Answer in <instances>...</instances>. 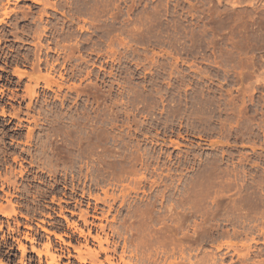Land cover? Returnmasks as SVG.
<instances>
[{
    "label": "rangeland",
    "instance_id": "1",
    "mask_svg": "<svg viewBox=\"0 0 264 264\" xmlns=\"http://www.w3.org/2000/svg\"><path fill=\"white\" fill-rule=\"evenodd\" d=\"M0 22V176L24 193L0 191L20 207L0 215L2 262L20 259L6 221L34 240L27 264L47 237L72 252L44 228L83 247L78 215H106V193L141 250L264 264V0H0Z\"/></svg>",
    "mask_w": 264,
    "mask_h": 264
},
{
    "label": "bare ground",
    "instance_id": "2",
    "mask_svg": "<svg viewBox=\"0 0 264 264\" xmlns=\"http://www.w3.org/2000/svg\"><path fill=\"white\" fill-rule=\"evenodd\" d=\"M33 95H34V93H33ZM31 97H32V95H30V100L32 99ZM30 104H31L30 102H29V104H27V106H26L27 109L30 108ZM25 122H27L28 124L33 123L34 127L37 126L36 120L34 118H32L31 121L29 119H26ZM21 126H22V123L19 122V125L17 127L21 128ZM32 136H33L32 135V129L28 127L26 140L24 141L23 144L22 143H20V144H22L24 146H30ZM28 148H30V147H28ZM22 152L26 153L27 156L33 158L30 155L31 152L29 149H27L26 151L22 150ZM35 164L37 165V162H34L32 160H30L28 162V165L31 167L35 166ZM3 166L6 169V165L4 162H3ZM36 168L39 171L46 170L48 173L54 174L53 166L48 165L44 161L41 162V164L39 166H37ZM28 172H29V170H28ZM21 173L22 172H20V175H21ZM0 181H1V184H0L1 189L0 190L3 191L4 188H6V190H8L7 192H4L6 197L9 196V198H13V197L17 198V197H23L24 196V193L22 194L21 192H19L20 187L17 186L16 181H10V179L6 178L5 175L2 177L0 176ZM57 185H60L62 191L69 190V192L71 194H73L75 192V188H73V187L69 188L67 186V184L59 183L58 181H56L53 185H51L52 192H53V190L55 191V187H57ZM9 191H13V192L10 194ZM37 197L41 201L42 199L46 198V194L44 192H38ZM62 197H65V199H68L69 202H72L74 204L73 208H76L80 205V202L78 200L73 199L72 196L66 197V195L63 194ZM80 197L84 198L85 193L81 191ZM91 198L94 201L99 202L98 198H96V197H91ZM109 198H111L112 201H115L114 197H109L105 193V199H103L102 205L104 207H107V214L106 215H104L103 211L98 209L96 206L93 208L94 216H92V221H87L86 217L83 216L82 214L78 215L79 219H81L82 227L84 228V230L75 229L74 233H76L79 237H81L83 239L84 249L82 247V244L79 243L78 240H74V242H76L77 246H71V244L69 242L65 243L63 238L71 240V234H67V233L55 234L54 232H51L50 230H47L45 228L42 229V231L44 233H46L47 235H54V237L58 240V242L64 243L67 247H70L72 252L69 251L68 249H64V251L61 249H58V250L54 249L52 247V244H51L49 237H47L46 242L42 244L43 251H38V250H35L34 248H30L31 251L34 252L36 254V256L38 257L37 263L43 264V263H41V256L42 255L45 258L44 264H59L61 258L64 256H67L68 259L74 258L82 264H173V263H175V261L178 260L179 256L176 255L175 252H173L171 255H168V252H166L162 248H160L158 250V253H153V254L148 252L146 249L141 250V247L139 244H135L132 242L131 233H120L118 231L117 226H115L113 223L110 224L108 222L107 215L109 214L110 211H112V207H113L112 204L109 203L107 200ZM54 200H55L54 197H51L50 202H53ZM5 202L9 206V211L8 212L5 211V208L3 206H1V204H0V215L4 218L8 219V218H11V215H15L17 212L16 210L19 209L20 207H18V202H16V201L13 202L12 200H9L6 198ZM86 205L89 206V204H86ZM119 205L122 206L123 203L120 202ZM61 209L62 208L60 207V214L62 215ZM62 218L65 221L67 228H69L71 226L75 227L74 223H68V220H66V218H64V217H62ZM103 221L105 222V224H103ZM1 224L2 223L0 222V230L2 229ZM16 225H17V223H15V226ZM6 226H7L6 227L7 231H10V234L12 233V236L10 239L16 243L17 250H19V252H20L19 264H27L25 262V254L27 252V247L23 244V241H27V242L32 243L34 240L31 238L30 233H28V232L19 233V231H16V229H15V231H14V229H11L9 227V224L7 221H6ZM49 227H50V229L62 228V226H60L58 224H55V225L49 224ZM24 228L28 231L31 230V227L26 226V225L24 226ZM105 230H108L109 233H107ZM92 232H95L94 235H92ZM13 233L17 234V236H18L17 238H19V239L15 238ZM89 239L92 241V246L94 248H91L88 246L89 245ZM5 245L8 246V243H6V241H5ZM72 253H74V255ZM101 255L104 256L103 260H99V257ZM180 258H183V257L180 256ZM185 260L189 264H195L192 261V258L190 256H188ZM0 264H5V263L0 260Z\"/></svg>",
    "mask_w": 264,
    "mask_h": 264
},
{
    "label": "flooded vegetation",
    "instance_id": "3",
    "mask_svg": "<svg viewBox=\"0 0 264 264\" xmlns=\"http://www.w3.org/2000/svg\"><path fill=\"white\" fill-rule=\"evenodd\" d=\"M0 191H1V190H0ZM2 192H3V194L5 195L4 191H2ZM5 197H6V196H5ZM16 199H18V197H17ZM1 206H2V204H1ZM5 223H6V222H5ZM3 245L6 246L5 243H3Z\"/></svg>",
    "mask_w": 264,
    "mask_h": 264
}]
</instances>
